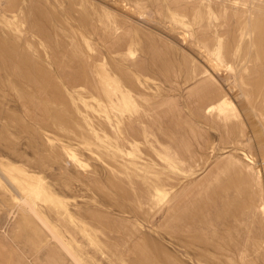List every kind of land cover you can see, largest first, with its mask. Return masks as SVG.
Returning <instances> with one entry per match:
<instances>
[{"label": "rangeland", "instance_id": "1", "mask_svg": "<svg viewBox=\"0 0 264 264\" xmlns=\"http://www.w3.org/2000/svg\"><path fill=\"white\" fill-rule=\"evenodd\" d=\"M127 3L134 6L132 10L119 6ZM106 12L113 14L114 31L104 25ZM175 21L185 30L173 26ZM204 35L234 53L233 60L223 61H228V69L233 67L231 75L243 79L264 125V0H0V136L4 139L0 140V264H49L46 249L59 245L57 237L89 264H134V259L143 264H148L147 259L156 264H195L197 247L184 228L197 207L207 208L213 199H220L219 191L236 186L235 171L225 174L218 169L233 151L231 140L238 139L227 134L235 121L216 120L205 108L200 115L195 112L202 104L197 93L209 88L210 75L229 90L222 74L214 73L183 40ZM242 58L247 60L246 68ZM62 67L71 78H60ZM19 71L32 78L23 79ZM112 80L131 97L133 110L120 113L114 107L122 103L102 93ZM229 93L244 118V96L238 101L239 96ZM132 122L133 135L127 131V123ZM144 127L151 135L147 139ZM162 132L171 135L164 137ZM167 147L178 158H165L162 150ZM236 154L244 165L254 163L249 153ZM129 161L153 167L164 180L162 194L141 211L123 202L119 189L127 190L129 185L134 196L131 179L141 184L147 174L141 170V177H130ZM44 190L65 203L70 215H61L65 210L60 204L44 201ZM18 196L38 210L40 217L36 221L33 217V223L45 231L43 243L28 225L32 218L19 208L23 202ZM191 200L194 206L179 217L180 207ZM39 219L57 236L48 234L49 228L42 227ZM116 245L124 253L119 261ZM65 252L61 255L69 263L71 257Z\"/></svg>", "mask_w": 264, "mask_h": 264}, {"label": "bare ground", "instance_id": "2", "mask_svg": "<svg viewBox=\"0 0 264 264\" xmlns=\"http://www.w3.org/2000/svg\"><path fill=\"white\" fill-rule=\"evenodd\" d=\"M115 3H116V1H115ZM118 3H120V2H118ZM118 3L115 4V5H118ZM124 3H126V2H124ZM119 6H122V8H124V10H129V11L132 10V7H134V6L128 5V3L125 6H124V4L123 5H119ZM133 10H134V8H133ZM136 11L139 12L140 9H136ZM137 12L134 11V13H137ZM142 13H143V10H142ZM200 17H202V15ZM103 21L105 22L104 25H107L108 28L110 29V31H114L115 23H114V20H113V14L112 13L106 12L105 17H103ZM171 24H172V22H171ZM173 26H175L176 28H180L181 30H183V28H184L183 24L178 23L176 21L174 22ZM169 27H171V26H169ZM175 27H173V29L177 31V29ZM206 28L208 30V27H206ZM173 29H171V30H173ZM204 29L205 28H203V30ZM171 30L169 28V31H171ZM174 30H173V32H175ZM183 31H182V34L184 33ZM175 33H179V32L177 31ZM157 35H159V34H157ZM175 35H177V34H175ZM183 35H184L183 37L185 38L186 34H183ZM190 35L191 34H189V36ZM161 37L158 36V38H161ZM183 40H185V43L187 41L186 45L189 46L190 49L194 50L198 54V56H200L202 58L203 63L207 64V66L212 71H214V73H219V74L221 73L222 74L221 75L223 77L222 79L227 83V84L225 83V85L229 89V90H225V88H223L218 83V81L213 76L210 75L211 78L208 77V79H210V83H211L209 88H206L205 90H202V93H197V96H199L198 100L202 101L201 102L202 104H201V106H198L196 108L195 112H197V114L200 115V114H202L201 110L205 108L207 110V112H212L214 114V117H215L216 120L222 121L224 123L225 122L228 123L230 121H235L234 125H233L234 127L229 129L227 131V134L228 135H230V134L231 135H237V137H238V139L237 138L236 139L233 138L231 140V141H234V143H235V146L233 147V151H231L230 154L228 156H226L225 158H223L224 156L222 157L223 160H225V161H224V164L220 165L219 169H218V173L225 172V174L228 171H231V170L235 171V178L232 181H233V183H236V186L233 189H231V190L223 188L222 191H219L220 192V199H219V197L215 198V199L212 198L213 200H212L211 204L209 206H207V208H205V209L201 208L203 210H200V208L197 207L199 209L196 210L197 209L196 208L194 210V214L190 217L189 221L187 222V225H186L187 228L186 227L184 228L183 233L186 232L188 234V236L192 239L193 245L197 247V250L194 253V261L193 262L195 264H264V125L261 122V119L258 117V114H256V111L253 108V105L251 104V100H250V97H249L250 90L244 88L243 79H238V77H237L238 74L236 76H234L235 74L231 75L230 73H232V72H230V69H233V67L228 69L227 68V62L228 61H225L226 64L223 61L224 58L233 60L234 59V53L233 52L229 53L228 51L223 50V44H222L221 41H219L217 39H214L213 37L212 38L208 37L207 35L201 36L200 38H192V39H189V37H188V39H183ZM183 43H184V41H183ZM76 52L77 51L73 52V53H75V58H76ZM78 52H79V50H78ZM69 55L74 56L72 54H69ZM79 56H81V54L78 55V58H80ZM60 57H62V56H60ZM78 58H77V60H79ZM61 60H63V58ZM66 61H69L68 58H66ZM241 61H244V62H242V65H243V68H246L247 67V65H246L247 60L242 58ZM59 64H60V62H59ZM59 64L57 63V65H59ZM196 64H198V63L196 62ZM172 68H173V66H172ZM22 70H24V69H22ZM205 70H207V69L205 68ZM90 71H91V69L89 70V73H90ZM102 71H104V70H102ZM17 73L20 76H22L23 79L24 78H32L28 72L19 71ZM102 73L101 74L104 77L106 76V78H109V77H107L108 76L107 73H104V72H102ZM172 74H174V73H172ZM89 75L91 76L92 74L90 73ZM59 76H60V78L61 77L62 78H71L72 77V75L69 73L68 69L67 68H63V67L61 68V70L59 72ZM91 79H92V77H91ZM109 79L111 80V78H109ZM93 82H94V80H93ZM251 86L252 85H250V87ZM213 87H217V89H213ZM212 89H213V91L210 94H213V95L209 99V97L207 98V95H209L208 93ZM230 90L234 92L233 93L235 95L234 98H237L239 96L238 98L240 99L241 96H244V98H242V100L243 99H245V100H243L244 102H243V104H241L243 106L244 118H242V115L240 114L238 108L235 106V104L233 102V99H232L233 96L231 97V95L229 93ZM100 92H101V90H100ZM102 93L104 95H106L107 98H112V99L113 98H117L119 100V102L122 103L120 106H117V107L115 106L114 107V109L118 110L120 113L121 112L130 111V110H133L135 108L134 102L132 101L131 97L128 94L123 93L121 86H119V84L116 83V82L114 83L113 80L108 82V88L102 89ZM261 96H263V101L262 102L264 103V91L261 92ZM239 99H238V101H241V99L240 100ZM252 100H254V99H252ZM162 110H163V108H162ZM144 111H146V110H144ZM161 112L162 111H160V113ZM121 116H122V114H121ZM261 116H263V115H261ZM129 119H132V118H129ZM133 122L132 123H127V126L129 125V127H127L128 128L127 131H128V133H129V131L132 132V135L134 134V129H133L134 123ZM193 125H194V123H193ZM247 126L250 129L249 131H246V129H245V128H247ZM137 127H139V126H137ZM129 128H130V130H129ZM82 129L83 128H81V130ZM146 131L147 130L145 128V130L142 131V132H144L143 135L147 139L151 135L149 133H147ZM83 133H85V132H83ZM83 133H82V135H83ZM162 133H163L164 137H169L171 135V134H168L167 132L166 133L162 132ZM241 137H244V139L241 140ZM1 139H2V137L0 136V140ZM2 140L4 141V139H2ZM132 146L133 145H131V147ZM165 147H166V145H165ZM238 151H244V152L249 153L250 156H251V160H253L254 163L250 164V165H246V164L244 165L242 163V160L236 154ZM173 152L174 151H172V148H168V147L164 148L162 150V153H163L164 157L167 158V159L168 158L172 159V157H174V156L176 158H178L175 155L176 153L174 152L175 154H173ZM132 155H134V154H132ZM137 155H139V154L137 153ZM175 160H178V159H175ZM160 162H161V160H160ZM129 164H130V169H131V174L129 176L130 177L134 176L135 179H137L136 177H138V178L141 177V175H140V171L141 170H146L147 174H145V177H142L144 179V182L140 184V183H138V181L136 182V180H134L133 178L131 179V182L129 181L131 183L130 185L137 192L136 193L134 191L136 193V194L134 193V196H132L130 194L131 192L129 193L130 189L128 188L129 185H128L127 182H126L127 183L126 185H128L127 190H124L122 186L119 187V189L123 191V194H122L123 202L126 203V201H128L129 203H131L133 205V208H135V210L138 209V211H139V209H140V211H141L142 208L144 209V207L149 206L153 202V199H155V197H157L156 195H158V193L160 192V189H161L160 186L162 185L161 184L162 177H161V174L156 173L154 171L153 167H151V166L142 165L143 166L142 167V166H138V164H136V163L135 164L133 162L130 163V161H129ZM174 164H175V162H174ZM174 164H173V166H174ZM142 168H144V169H142ZM173 169H174V167H173ZM3 179H4V183H5V181H6L5 177ZM90 182H92V181H90ZM163 182H164V180H163ZM7 183L10 184V182H8V180H7ZM113 184L114 183H112V185ZM10 185L12 186V184H10ZM10 185H9L10 189L11 188L15 189V188H13V186L11 187ZM173 185H175V184H173ZM19 186H22V183H20ZM37 187L39 189L42 188V187H39V186H37ZM38 191H40V190H38ZM13 192H15V191H13ZM217 192H218V190H217ZM44 193L47 195V199H45L44 201H46V202L50 201L51 203L56 202V203L60 204L61 208H63L65 210L64 213H61V215L62 216H63V214L70 215V212L67 210V208H66L67 205L65 203L55 199L46 190H44ZM198 194H200V193H198ZM244 194L246 195L245 198L243 197ZM199 196H197V198H199ZM212 196H214V195H212ZM19 199H21V198L19 197ZM24 201H26V200L20 201V202H23V203L19 204V206L21 205V207H19V208H21V210L22 209L24 210L23 212L27 215L28 218H30V217L32 218V223L29 222L28 225H30L31 227L33 226V231L32 232H33L34 236H36V239L39 240L38 243L41 244V243L44 242V237H46L45 235H43V232H45V231L42 232L41 230L37 229L39 227H37V228H36V226L34 227V224L36 225V223L35 222L33 223L35 218L38 219L40 217V216H38L39 212H38V210L35 209L34 205H32V203H28V201L25 202L26 203L25 206H22V205H24ZM210 201H211V199H210ZM185 202H183V204ZM193 202L194 201H192V200L191 201H187L186 205L184 204L182 207H180V209H179V214H180L179 217L181 215H183L184 213L188 212L194 206ZM51 213H52V211H51ZM56 215H57L56 217H58L57 220H59L60 223L62 222L64 224V220L61 219L59 214H56ZM33 217H34V220H33ZM40 219H39V223H41ZM97 220H99V219H97ZM117 220H119V219H117ZM114 221H116V220H114ZM99 222H101V221H99ZM117 222L118 221H116L115 224H117ZM124 222H125V220H124ZM42 223H44V225ZM42 223H41L42 227L45 226V227L49 228L48 223L46 221L43 220ZM111 223H112V221H111ZM38 226H40V225H38ZM42 229H44V228H42ZM49 231L51 233H48L47 231L46 232L48 234H51V235L54 234V236H57L54 229H50L49 228ZM132 235H134V234H132ZM48 237H49V235H48ZM31 240H33V239H31ZM129 241H130V239H129ZM30 243H31V241H30ZM57 243L59 245L56 244L55 246H50V245H52V244H50L49 247L47 246L48 248L46 249V256L48 258V263L49 264H69L71 261H72V264H89V263L85 262L84 258L79 253H77L75 250H73L71 248V245L68 244V242L65 239H63L61 237H57ZM123 243H124L123 246L125 247V244L127 242L125 243L123 241ZM24 244L26 245L25 241H24ZM121 244H122V242H121ZM33 247H31V248L35 250V248H33ZM120 247L121 246L116 245V249H115L116 250V257H117L116 261H119V260L124 258V256H123L124 253H123V251H122V249ZM124 247H122V248H124ZM126 248H127V246L125 247V250H127ZM62 250H63V252L66 251L65 253H68L69 256L71 257L70 258L68 256V258H70V260H69L70 262L69 263L66 260V258H64L61 255ZM138 250H137V253L139 255V251L141 249L139 251ZM134 251H135V249H134ZM141 253H142V251H141ZM141 253H140L139 257H141V256L144 257L143 255H141ZM180 253H182V252H180ZM145 259H147V258H145ZM125 260H126V256H125ZM134 260H135L134 262H136L134 264H143V263L137 262L136 259H134ZM126 262H128V261L126 260ZM145 262H147L148 264H156L154 262H151L148 259ZM175 262H176V260H175ZM184 264H186V263H184Z\"/></svg>", "mask_w": 264, "mask_h": 264}]
</instances>
